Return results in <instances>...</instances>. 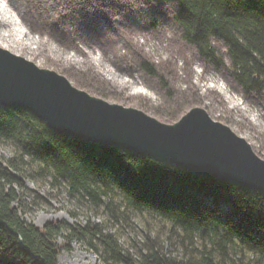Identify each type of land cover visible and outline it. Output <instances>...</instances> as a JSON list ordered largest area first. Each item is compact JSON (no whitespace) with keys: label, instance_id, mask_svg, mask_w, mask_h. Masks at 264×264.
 <instances>
[{"label":"trees","instance_id":"obj_1","mask_svg":"<svg viewBox=\"0 0 264 264\" xmlns=\"http://www.w3.org/2000/svg\"><path fill=\"white\" fill-rule=\"evenodd\" d=\"M62 2L75 19L101 17L114 25L108 17L120 10L149 31L170 27L204 69L225 74L243 96L256 99L264 109V0ZM133 57L163 104L155 116L173 123L187 106L199 103L197 95L182 97L168 70L141 51L134 50ZM72 75L77 88L105 97L93 73L75 70ZM0 142L13 149L0 160V264H57L61 250L72 242L98 253L101 264H264V196L257 192L58 135L23 109L0 108ZM256 154L264 159V149ZM31 173L81 203L100 207L113 222L130 214L158 217L169 226L168 239L180 255L165 254L157 235L147 234L133 257L90 219L83 225L51 220L36 227L26 220L23 203L22 178ZM237 250L241 255L235 259ZM193 251L200 256L198 262Z\"/></svg>","mask_w":264,"mask_h":264},{"label":"rangeland","instance_id":"obj_2","mask_svg":"<svg viewBox=\"0 0 264 264\" xmlns=\"http://www.w3.org/2000/svg\"><path fill=\"white\" fill-rule=\"evenodd\" d=\"M67 12L62 0H0V48L64 76L75 87L72 72L89 71L104 91L105 97L101 99L124 107L145 108L141 111L167 123L155 116L154 110L163 108V104L152 79L144 76L133 57L134 50L141 51L153 64L168 70L182 97L198 96L199 103L187 106L179 116L193 107H201L213 120L220 118V123L227 122L224 125L243 138L255 153L263 151V105L243 96L225 74L204 69L170 27L165 25L160 32L149 31L120 10L108 17L114 20V25L101 17L91 22L75 19ZM47 27L56 35H51ZM84 91L94 94L91 90ZM12 152L9 143L0 142V160L10 157ZM26 176L22 178L23 203L28 210L25 218L36 227L51 220L83 225L90 219L114 235L122 250L133 257L147 234L157 235L165 254L180 255V248L173 244L172 238L168 239L169 226L158 217L130 214L113 222L100 207L92 208L69 197L64 188L50 187L47 179L32 173ZM192 254L198 262L199 254L196 251ZM239 254L237 250L235 259ZM57 264H101V260L98 253L72 242L68 250H61Z\"/></svg>","mask_w":264,"mask_h":264},{"label":"water","instance_id":"obj_3","mask_svg":"<svg viewBox=\"0 0 264 264\" xmlns=\"http://www.w3.org/2000/svg\"><path fill=\"white\" fill-rule=\"evenodd\" d=\"M0 108L23 109L58 135L121 149L264 196V159L201 107L163 123L93 96L64 76L0 48Z\"/></svg>","mask_w":264,"mask_h":264}]
</instances>
